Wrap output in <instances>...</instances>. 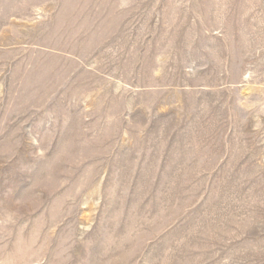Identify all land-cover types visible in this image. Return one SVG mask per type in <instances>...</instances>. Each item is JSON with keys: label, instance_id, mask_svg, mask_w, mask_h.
<instances>
[{"label": "rangeland", "instance_id": "374dc122", "mask_svg": "<svg viewBox=\"0 0 264 264\" xmlns=\"http://www.w3.org/2000/svg\"><path fill=\"white\" fill-rule=\"evenodd\" d=\"M0 264H264V0H0Z\"/></svg>", "mask_w": 264, "mask_h": 264}]
</instances>
